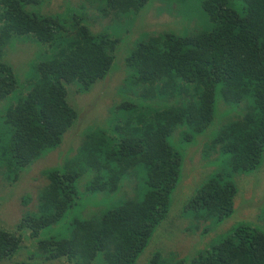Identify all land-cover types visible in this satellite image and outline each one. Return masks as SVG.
Wrapping results in <instances>:
<instances>
[{
  "label": "trees",
  "instance_id": "trees-1",
  "mask_svg": "<svg viewBox=\"0 0 264 264\" xmlns=\"http://www.w3.org/2000/svg\"><path fill=\"white\" fill-rule=\"evenodd\" d=\"M39 1L0 0V187L16 181L46 148L59 143L76 118L65 101V86L75 83L76 91L84 92L103 79L118 44L117 38L91 33L78 15L61 21L26 10ZM97 2L102 15H111V23L122 25L154 3L156 14L170 17L169 28L124 43L130 50L124 59L131 71L129 98L114 106L118 115L111 125L80 137L74 163L63 171L42 172L47 182L35 210L22 216L12 230L0 228V262L31 247L28 259L35 250L34 262L65 257L71 264L78 257V264H134L149 241L159 239L154 228L165 218L181 167L178 143L191 144L196 137L201 147L218 146L220 155L231 154V174L251 172L259 163L264 148V0H201L207 28L200 30L184 26L181 5L173 0ZM173 26L180 28L176 32ZM19 37L47 48L42 60L26 62L27 78L21 88L16 69L3 55L7 48L16 51ZM246 97L252 106L238 123L201 134L218 122L217 105L238 104ZM176 127L182 129L174 140L171 133ZM86 170L94 174L84 187L86 196L111 194L129 177L133 186L124 185L123 199L98 215L68 223L67 238L48 237L33 247L23 245V235L35 239L39 230L76 205L75 182ZM235 194L224 175L212 176L185 202L183 209L193 219L184 215L183 221L194 227H180L183 235L177 237L202 227L199 219L222 221ZM202 207L209 208L207 214L196 212ZM258 216L250 224L258 223ZM250 224H237L221 239H212L191 255L188 264H264V233ZM204 234L198 237H209ZM175 248L173 244L168 257L154 252L149 264L172 260L184 264L176 261ZM95 255L97 260L91 262Z\"/></svg>",
  "mask_w": 264,
  "mask_h": 264
},
{
  "label": "rangeland",
  "instance_id": "rangeland-1",
  "mask_svg": "<svg viewBox=\"0 0 264 264\" xmlns=\"http://www.w3.org/2000/svg\"><path fill=\"white\" fill-rule=\"evenodd\" d=\"M181 5L180 21L184 26L193 30L207 28V20L200 9L201 0H173ZM97 0H40L36 6H27L26 10L33 14L57 17L59 20L66 19L70 14L80 16L81 23L93 34H104L111 38H117L112 62L109 71L103 79L94 82L86 91L77 92V84L65 86V101L76 114L71 126L61 135L59 144L46 148L44 152L27 166L14 182L0 187V228L12 230L19 219L35 210L36 199L40 190L47 180L41 175L42 172L50 170L63 171L74 163L78 155L79 139L83 135L96 130L107 128L111 125L118 114L114 106L129 98L131 71L125 66L124 59L129 53L128 42L140 39L145 33H153L167 30L170 17L165 13L156 14L155 4H147L135 17H129L124 24L111 23L108 18L111 15H102L99 11ZM175 8V7H173ZM176 26V25H174ZM174 31L180 27H174ZM177 32V31H176ZM16 42V51L7 48L4 52V59L8 65L16 69V83L21 88L27 78V63L32 60L39 62L47 52L46 46H41L32 38L19 37ZM126 42V44H124ZM216 103H223L217 99ZM225 107L217 105L214 109L216 121L208 125L201 133L212 134L213 129L238 123L248 112L247 108L252 106L249 97L242 99L241 103H224ZM116 111V112H115ZM182 127L173 129L171 135L174 140L177 132ZM211 137V136H210ZM193 143H178L181 149V167L174 189L169 196V205L165 218L154 228V233L159 239L156 243L149 241L137 256L134 264H149L154 252H159L161 257H168L173 244L176 246V257L188 264L191 257L196 255L212 239L222 238L228 230H232L237 224H250L257 218L258 223L252 225L264 233V148L260 155L258 166L249 173L231 174L227 173L230 168L229 153L220 155L218 146H203L198 144L199 139L193 138ZM176 144V146H178ZM218 174L224 175L226 181L236 189L233 198V211L231 215L218 222L209 221L203 232L209 237L201 236V231L188 229V235L177 237L180 227H193L183 221V216L191 218L188 210L184 211L185 202L191 198L195 191L208 182L210 178ZM92 178V171L86 170L78 176L75 182V189L78 194L76 205L69 209L59 221L38 231L35 239L22 236L23 245L35 246L37 240L52 237L57 239L67 238L68 223L72 220L86 219L91 214L98 215L116 203L119 198L123 199L125 186H133L132 183L124 180L119 189L111 194H95L96 197L86 196L84 187ZM133 182V181H132ZM139 183V182H137ZM43 185V186H42ZM127 186V185H126ZM27 198H24V197ZM232 205V201L230 200ZM95 205V206H94ZM256 217V218H255ZM254 218V219H253ZM255 223V222H254ZM193 231L197 233H193ZM204 234V235H205ZM195 235V236H193ZM176 242V243H175ZM185 245H187L186 248ZM29 249L22 248L11 260H5L0 264H42L36 261L37 254L33 250V258L28 259ZM192 255V256H191ZM38 258V256H37ZM97 255L91 262L96 261ZM81 260L74 257L71 264H78ZM65 257L47 260L43 264H67ZM93 264V263H92ZM172 264V261L168 262Z\"/></svg>",
  "mask_w": 264,
  "mask_h": 264
},
{
  "label": "clouds",
  "instance_id": "clouds-1",
  "mask_svg": "<svg viewBox=\"0 0 264 264\" xmlns=\"http://www.w3.org/2000/svg\"><path fill=\"white\" fill-rule=\"evenodd\" d=\"M87 134H88V133H87ZM84 136H85V135H84ZM60 139H61V137H60ZM79 140H80V139H79ZM59 142H60V140H59ZM58 144H59V143H58ZM52 147H53V146H52ZM78 147H79V144H78ZM229 155H230V154H229ZM230 156H231V155H230ZM229 160H230V157H229ZM230 163H231V160H230ZM256 166H258V165H256ZM256 168H257V167H256ZM256 168H255V169H256ZM255 169H254V170H255ZM229 171H230V168H229ZM229 171H228L227 173H229ZM248 173H249V172H248ZM232 174H233V173H232ZM235 174H239V173H235ZM93 175H94V174H93V172H92V177H93ZM129 179L131 180V177H129V178H127V179H124V180H127V181H128ZM124 180H121L120 182H123ZM130 180H129V181H130ZM118 184H119V183H118ZM120 186H121V185H120ZM120 186H119V187H120ZM123 186H124V185H123ZM208 209H209V208H207V207H202V208H198V211H196V212L199 213V214H207V213H208ZM232 211H233V205H232L231 210H229V212H228L227 214H225V215L222 214V216H221L220 218H223V220L226 219V218H228V217L231 215ZM211 212H212V211H211ZM212 213H213V212H212ZM256 216H258V214H257ZM190 217L192 218L191 214H190ZM192 219H193V218H192ZM199 220H200L201 222H203L202 227L206 228L205 226H206V224H207L209 221L204 222V221L201 220V219H199ZM159 223H160V222H159ZM159 223H158V224H159ZM158 224H157V225H158ZM157 225H156V226H157ZM193 227H194V225H193ZM202 227L199 226L198 229H194V228H193V229H194L195 231H198V230H199V231H201V232H206V229H207V228L204 229V228H202ZM203 229H204V230H203ZM220 239H221V238H220ZM152 257H153V256H152ZM179 260H180V259H178V258L176 257V261H179ZM150 262H151V260H150ZM172 263H173V260H172ZM163 264H164V263H163Z\"/></svg>",
  "mask_w": 264,
  "mask_h": 264
}]
</instances>
